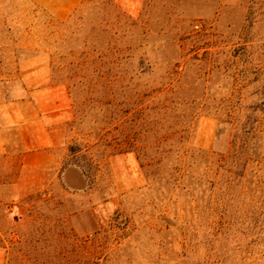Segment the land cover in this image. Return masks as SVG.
Returning <instances> with one entry per match:
<instances>
[{"label": "rangeland", "instance_id": "obj_1", "mask_svg": "<svg viewBox=\"0 0 264 264\" xmlns=\"http://www.w3.org/2000/svg\"><path fill=\"white\" fill-rule=\"evenodd\" d=\"M62 2L0 0L5 95L46 83L38 109L62 139L41 167L0 154V263L264 264L256 229L204 248L203 188L175 183L234 141L264 186V0ZM184 220L198 242L177 257Z\"/></svg>", "mask_w": 264, "mask_h": 264}, {"label": "trees", "instance_id": "obj_2", "mask_svg": "<svg viewBox=\"0 0 264 264\" xmlns=\"http://www.w3.org/2000/svg\"><path fill=\"white\" fill-rule=\"evenodd\" d=\"M112 1L107 0V3L111 4ZM252 149L253 147L247 148L244 143L237 144L233 141L229 152H198L196 156L201 159L200 161L193 153L191 155L193 160L185 162V168H178L175 178L178 186L182 184V178L189 177L188 183L191 188L193 186L203 188L201 196L195 198L194 202L195 212L199 216L196 218L197 221L201 220L200 216L206 219L204 227L207 232L202 233L204 248L211 249L213 243L222 247L235 233L245 237L253 235L255 229L257 234L264 232V186L256 174L255 182L249 178L253 170L250 165L256 160ZM180 188L189 190L185 185H181ZM236 212L238 217L240 214V218H237ZM199 225L193 220H184L177 226L179 229L177 245L181 249L177 257H187L188 248L197 244ZM168 244L172 245V242ZM213 262L218 260L212 261L208 258L202 260L203 264Z\"/></svg>", "mask_w": 264, "mask_h": 264}, {"label": "crops", "instance_id": "obj_3", "mask_svg": "<svg viewBox=\"0 0 264 264\" xmlns=\"http://www.w3.org/2000/svg\"><path fill=\"white\" fill-rule=\"evenodd\" d=\"M71 0H63L66 4ZM38 72L25 71L22 77L27 80ZM43 79L48 78L45 71ZM0 81V154L10 158L12 152H21L20 163L23 167L36 168L49 165L54 161L53 150L62 143L60 121H47V112L38 109L37 92L45 94L46 83L39 86L29 82L14 87L20 92L17 98L6 97V90ZM3 88V89H2ZM58 114H53L56 117ZM2 264V263H0Z\"/></svg>", "mask_w": 264, "mask_h": 264}]
</instances>
